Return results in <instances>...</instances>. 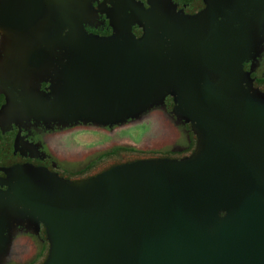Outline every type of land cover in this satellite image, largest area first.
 I'll return each mask as SVG.
<instances>
[{
    "label": "water",
    "instance_id": "obj_1",
    "mask_svg": "<svg viewBox=\"0 0 264 264\" xmlns=\"http://www.w3.org/2000/svg\"><path fill=\"white\" fill-rule=\"evenodd\" d=\"M218 10L203 66L218 84L197 65L198 37L185 20L168 34L175 48L160 58L132 34L134 10L120 13L119 35L103 38L56 16L49 40L63 66L51 70L53 98L30 103L37 118L109 126L172 93L202 142L188 163H123L80 186L26 167L9 199L24 217L50 214L49 264H264V102L248 96L243 73L264 0H220ZM43 17L44 0L0 1V24L9 30L28 32ZM45 57L34 51L28 64L39 68ZM4 232L0 219V248Z\"/></svg>",
    "mask_w": 264,
    "mask_h": 264
},
{
    "label": "rangeland",
    "instance_id": "obj_2",
    "mask_svg": "<svg viewBox=\"0 0 264 264\" xmlns=\"http://www.w3.org/2000/svg\"><path fill=\"white\" fill-rule=\"evenodd\" d=\"M219 1L210 2L212 5L210 13L206 11L194 14L177 12L171 5L154 4L150 8H144L127 1L126 3H129L138 14L137 22L132 26L136 25L141 31L136 36L131 26V32L136 39L146 40V44L148 43L158 57L165 58L171 54L170 50L175 48L169 43V32L174 30L176 33L179 21L185 20L191 23L198 37L197 65L202 66V73L210 81L217 83L219 76L210 68L203 66L206 65L204 60L206 43L215 37L211 20L214 12L219 11ZM91 2L92 0H44V17L33 26L32 30L25 33L9 30L0 24V82L7 83L8 88L5 90L0 87V122L5 127L4 131L13 130L14 126L20 125L22 119L26 120L28 117L39 119L33 114L30 103L34 102L33 99L37 101L51 99L52 93L58 91L51 82V70H59L63 64L54 63L52 55L55 53L49 40L53 38V32L57 29L56 16L59 19L69 17L84 29L83 21L96 14L93 11L86 13L90 8L88 3ZM98 2L99 6L101 4L105 6L109 0ZM116 2L117 0L112 5H117ZM117 34L119 35L120 32L114 30L108 37ZM253 42V56L244 63L243 73L248 96L253 100L264 102V19L254 29ZM38 50L44 51L46 60L41 67L33 68L28 64L29 56ZM45 85L47 87L44 89ZM18 96L29 102H25L26 105L17 104L20 101L19 99L17 103L15 102ZM176 106L175 95L168 93L163 96L161 102L146 109L140 115L111 126L87 122L68 129L59 125L50 126L49 135L47 137L44 135L45 140L38 143L45 149L46 157L51 155L57 164L65 166L68 179H60L76 186L91 182L111 167L123 163H188L198 158L202 138L193 123L178 115ZM6 112L8 118L13 117L14 120L5 124ZM82 137L87 140L81 139L85 142L83 148L81 145L72 147ZM13 141V149L17 151L19 140L15 138ZM62 149L64 151L67 149L65 153L67 158L59 153ZM98 156L102 157L100 163H97L92 170H83ZM3 166L5 167L0 170L8 169L5 180H8L9 186L5 193V188L0 192L3 193L1 195L3 202L6 203L8 219L3 220L5 238L0 248V264H49L55 244L54 232L46 217L50 214L40 213L38 216L41 221L38 217L29 214L24 217L21 206L9 199L13 195L12 189L18 187L24 178L26 167L44 168L28 163L14 164L10 159H5Z\"/></svg>",
    "mask_w": 264,
    "mask_h": 264
},
{
    "label": "flooded vegetation",
    "instance_id": "obj_3",
    "mask_svg": "<svg viewBox=\"0 0 264 264\" xmlns=\"http://www.w3.org/2000/svg\"><path fill=\"white\" fill-rule=\"evenodd\" d=\"M98 1L99 0H92L91 3H88L90 8H88L86 13L93 11V13L96 12V14L94 16L91 15L89 19L83 21V26L88 33L100 37H108L114 32L116 29L115 24L118 23V18H121L120 13H126V16H129L128 13H132L133 9L130 4H136V6L140 5L144 8H150L154 4L159 6L171 5L177 12L185 14L204 13L206 11V13H210L212 6L210 4L212 0H117V5L115 6L112 5L115 0H112V2L109 0L105 6H103V4L99 6ZM127 1L130 2V4L126 3ZM112 15H115L113 22L110 20V16ZM132 32L136 36L141 33L136 25L132 26ZM46 87L47 85L43 86L44 89ZM28 126L29 125L26 124H22V126L16 125L12 128L13 130L10 129L9 131L0 129V169L5 166L7 167V165L3 166V162L5 159H10L14 164H32L47 169L50 173L57 174L60 178L68 179L66 177L68 171L64 169L65 166L57 164L51 155L46 157L44 152L45 149L38 143L39 141L43 142L45 137L49 135L48 131H50L51 125L32 124V126ZM20 136L23 137V144L15 151L13 149V140L15 138H21ZM29 143L36 145V147L32 148ZM15 161H17V163H15ZM3 176V171L0 170V177Z\"/></svg>",
    "mask_w": 264,
    "mask_h": 264
},
{
    "label": "crops",
    "instance_id": "obj_4",
    "mask_svg": "<svg viewBox=\"0 0 264 264\" xmlns=\"http://www.w3.org/2000/svg\"><path fill=\"white\" fill-rule=\"evenodd\" d=\"M12 104V103H11ZM13 107V106H12ZM13 114V113H12ZM5 119V124L7 123V122H12L13 120H14V118L12 117V119H9L8 118V112H6V115H5V117H4ZM27 120V121H26ZM26 120L25 119H22L21 121H20V125L22 126V124H27V125H29L28 127H30V126H32V124H46V125H51V127H53V126H55V125H59V127H63V128H65V129H68V128H73V127H76L77 125H79V124H83L82 122H74V123H64V122H60V121H54V120H39V119H36V118H32V117H28V118H26ZM88 123V122H87ZM104 126H107V125H104ZM109 126H111V125H109ZM4 126L2 125V122H0V129H3L4 130ZM29 129V128H28ZM21 137V136H20ZM22 138L23 137H21V138H17V140H19V141H17V143H18V146H21L22 144H23V142H22ZM81 139H85V138H80V139H78L75 143H74V145L72 146V147H78V146H80L81 145V148H83V146H84V141H81ZM86 140V139H85ZM87 141V140H86ZM22 142V143H21ZM88 143V142H87ZM29 145H31V147L32 148H34V147H36V145H34V144H30L29 143ZM71 147V148H72ZM61 152H59L60 154H62V155H64L65 157H66V155H65V153H66V151H67V149H65V151L62 149V150H60ZM67 158V157H66ZM101 158L102 157H97L96 158V160H93V163L91 164V165H89L86 169H83V170H89V169H93L94 167H95V165H97V163H100L99 161H101ZM99 165V164H98ZM64 169H65V167H64ZM3 174H4V176L3 177H0V191H2V189L3 188H5V191H4V193L7 191V188H8V180H5V179H7V176H8V169H6V170H3ZM85 174V173H84ZM83 174V175H84ZM56 176H58L57 174H55ZM59 177V176H58ZM60 178V177H59ZM4 186V187H3ZM3 193H1L0 192V214H2V216H0V219H2V220H6V219H8V216H7V212H6V203H4L3 202V199H2V195ZM2 204H3V206H2ZM5 211V212H4ZM11 240V239H10Z\"/></svg>",
    "mask_w": 264,
    "mask_h": 264
}]
</instances>
